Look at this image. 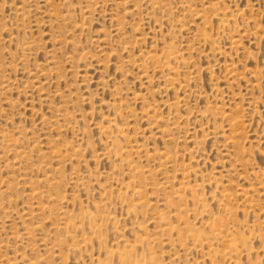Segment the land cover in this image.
I'll return each mask as SVG.
<instances>
[{"label": "rangeland", "instance_id": "1", "mask_svg": "<svg viewBox=\"0 0 264 264\" xmlns=\"http://www.w3.org/2000/svg\"><path fill=\"white\" fill-rule=\"evenodd\" d=\"M0 264H264V0H0Z\"/></svg>", "mask_w": 264, "mask_h": 264}]
</instances>
